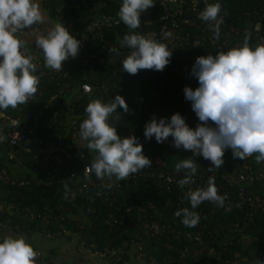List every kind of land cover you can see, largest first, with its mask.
<instances>
[{
  "label": "trees",
  "instance_id": "trees-1",
  "mask_svg": "<svg viewBox=\"0 0 264 264\" xmlns=\"http://www.w3.org/2000/svg\"><path fill=\"white\" fill-rule=\"evenodd\" d=\"M207 2H219L221 6L219 37L207 24L202 27L180 26L171 33L169 41H162L172 51L170 62L162 71L139 70L135 75L123 72L122 60L130 49L123 47L121 41L129 29L126 25L102 28L98 57L104 60L103 64L88 68L79 62L65 63L62 71L67 78L44 79L40 98L5 110V117L18 119L15 127L7 120L6 124L1 123L0 119V125L6 130L14 128L21 136L28 137L29 129L33 127L30 139L36 143L61 142L72 148L69 139L72 131L66 125L68 117H76L77 138L79 142L83 141L79 136V125L86 118L85 107L89 103L87 98L79 96V86L89 84L103 102H110L119 94L125 99L128 111L118 106L119 117L115 121L120 123L123 120L119 129L128 136L139 138L142 151L152 166L142 169L145 177L117 182L119 187L113 179L105 178V183L113 182L111 188L102 187L101 180L97 179L95 189L83 190L79 187L80 182L74 184L82 176L76 161L61 164V168L56 164L44 166L42 159L34 158L35 152L26 149L23 142L16 148L2 146L0 236L5 230L8 234L23 236L35 251L40 252L42 261L53 258L59 264H73L59 257L57 243L63 242L71 243L73 254L79 258H89L77 253L79 245L102 253L114 251L117 257L105 259L113 264H130L132 260L144 264H264V165L256 164L252 157L234 159L231 150H225L221 168L209 172L210 161L202 156L195 157L197 173L193 177L192 189L205 187L211 176L218 194L226 195L227 199L224 207L208 201L201 203L194 210L200 217L199 223L195 227H185L181 218L173 213L189 207L185 197L188 187L177 183L184 177V171L177 172L174 165L192 153L174 148L171 137L157 143L154 138L146 140L143 134L145 123L153 116L170 118L172 114L180 113L193 128L199 122L183 94L185 86L193 89L198 86L190 74L196 57L215 55L224 41L225 50L236 47L243 42L245 34L253 48L264 40V0ZM41 3L49 18L79 38L94 16L118 17L121 0H42ZM153 4L141 14L140 20L148 16L157 28L163 8L158 0H153ZM204 7L205 0L199 9ZM257 23L260 37L254 34ZM237 28L239 33L234 34ZM139 30H146L142 22L133 31L138 33ZM176 35L177 40L174 39ZM112 48L118 49L119 54L111 52ZM76 89L78 99L69 105L67 101ZM68 108L72 113L66 114ZM56 113L62 123L60 128L53 124L58 117ZM82 148L83 153L92 156L90 159L87 155L90 163L96 153L87 148V141ZM9 155H12L11 160ZM54 168L58 171L53 172ZM70 169L79 171L71 177ZM20 170L24 171L23 174ZM158 175H169L175 181L162 183L156 178ZM3 179L25 184L10 185ZM152 223L163 226V230L152 233L148 228ZM35 237L47 243L49 249L41 250L34 242Z\"/></svg>",
  "mask_w": 264,
  "mask_h": 264
},
{
  "label": "clouds",
  "instance_id": "clouds-1",
  "mask_svg": "<svg viewBox=\"0 0 264 264\" xmlns=\"http://www.w3.org/2000/svg\"><path fill=\"white\" fill-rule=\"evenodd\" d=\"M153 6V0H121L117 15L129 29L121 45L130 49L122 60L123 72L135 75L139 70L162 71L170 62L172 51L162 40L170 38L171 32L162 28L158 39L133 31L140 27L141 14ZM220 7L219 2L205 0V7L198 15L202 21L209 22L217 38ZM44 19L39 0H0V119L6 118V109L25 104L37 92L36 64L17 34L44 23ZM35 45L43 53L44 66L57 71L61 70L62 62L77 57L81 46L59 23L37 34ZM110 51L119 54L116 48ZM190 74L198 86L194 89L185 86L183 94L198 118L196 126L190 127L180 113H174L170 118L153 116L145 123L143 133L146 140L154 138L157 143L171 137L174 148L191 151V156L174 165L177 172L184 171L179 186L194 183L197 156L210 161L209 172L221 168L225 150H231L234 159L252 157L256 164L264 165V45L251 47L245 34L243 42L236 47L196 57ZM118 106L128 111L125 99L119 94L110 102L93 99L85 107L87 115L79 125L80 138L96 153L85 169L101 181L105 178L124 181L152 166L138 137L121 138L117 134L113 121L119 117ZM10 124L16 126L17 121L10 120ZM4 140L0 133V143ZM102 187L111 188L112 183ZM185 197L189 207L178 209L173 215L189 228L199 223L200 217L194 210L201 203L208 201L224 207L227 199L226 195L218 194L211 176L205 187L190 189ZM36 255L23 236H0V264H35Z\"/></svg>",
  "mask_w": 264,
  "mask_h": 264
},
{
  "label": "built area",
  "instance_id": "built-area-1",
  "mask_svg": "<svg viewBox=\"0 0 264 264\" xmlns=\"http://www.w3.org/2000/svg\"><path fill=\"white\" fill-rule=\"evenodd\" d=\"M158 1L161 7L163 8V14L161 15L160 18H158L157 28L153 26L152 21L147 16L145 20L141 21L143 25L145 26L146 30L145 31L139 30L138 32L139 34H142L145 36L154 35L159 39L162 28L165 31L175 33V31L180 26H183V27L184 26L185 27H192V26L200 27L201 26L202 27V26H205L206 24L210 26L209 22L205 23V21H202L201 19L198 18L199 13L202 11L199 9V6L203 2V0H158ZM207 1L213 2L214 0H207ZM212 23H215V22H212ZM122 25H125V24L120 21L119 17L105 16V15L94 16V19L86 26L84 33L79 38H77L80 41V45H81L77 57L69 58L68 60L62 62V68L59 71L53 70L51 68H47L44 66L43 53L37 46H35L34 49L36 52L33 54V62L36 64V67H37V71L35 74L37 75L39 79V84L37 86V92L31 98H29L28 101H35L42 96L41 82L44 79L51 81L55 78H62V79L67 78V75L63 73L62 71L65 63H69L72 61L79 62L83 66H86L88 68H93V66H100L101 64H103L104 60L98 57V54L101 52L100 45L103 39L99 31L102 28L119 27ZM204 30H202V32ZM210 31L213 32L211 28H210ZM259 32H260V25L259 23H257L256 28H255V33H254L255 36L260 37ZM238 33H239V30L237 28L234 31V34H238ZM170 39L171 37L164 39L162 41H169ZM174 39L175 40L178 39L177 35L174 37ZM225 44H226V41L222 42L218 46V49L225 50L224 48L226 47L224 46ZM259 45H264V40L261 41ZM40 53L42 54L40 55ZM76 91L77 89L75 90V93L71 95L70 99H68L67 102L69 103V105H71L72 102L78 99L76 96ZM77 92L79 93V96L81 98H87L89 102L93 99H99L102 101V98L94 94L91 86L87 83H82L79 86ZM53 99L54 97H52L51 100ZM68 112L72 113V110L68 108V111H66V114H70ZM55 116H58V113H56ZM6 120L10 121V119L6 117L5 119L1 120V123L6 124L7 123ZM16 121L18 123V119ZM113 123L116 127L117 134L119 136L128 137V135L124 133L123 129H119V124L123 125L124 123L123 120L120 123L114 120ZM53 124H56L57 128L61 127L62 123L60 122V116L54 119ZM63 124H64L63 126L65 127V123ZM66 125L72 131L69 137V139L71 140L70 142L73 143L72 148H69V146L66 145L67 143H61V142L57 144L46 142L44 144L39 141L36 143L35 141H33V139H30V136L32 133L31 131L32 129H34L33 127L29 129L28 133L30 136L26 137V136H21L20 133L14 128L12 130H6L2 125H0V133H2L5 136V140L2 143H0V147L9 145L12 148H16L19 146L21 142H23L24 147H26V149L31 148L35 152L34 158L42 159L44 166H53L54 164H56L58 168H61V164H68L72 161H76V163H78L79 170H81L82 176L79 180L75 181L74 184L77 185V182H80L79 187L83 190H88V188L90 187L95 189L98 184L96 182L97 178L93 177L92 176L93 174L88 169H85V167L89 164L87 160L88 154L86 155L85 153L82 152L83 151L82 147L84 146V140L79 142L77 138L78 137V125H77L76 117L69 116ZM8 159L11 160L12 155H9ZM79 170L70 169L69 171L71 173L70 174L71 177L75 176L76 171H79ZM52 171L57 172L58 169L54 168L52 169ZM86 171L88 172L87 175L85 174ZM50 172L51 171L49 170L47 171L48 174H50ZM145 174L146 173L140 170L137 174L128 176L124 181L126 182L135 181L138 177H141V178L145 177L146 176ZM0 178H1V175H0ZM156 178L160 182L165 183V184H170L175 181V179L169 175H158ZM3 181L4 183L6 184L8 183L10 185L17 184L18 186H22L23 184H25L23 181L15 182L12 180L8 181L4 179ZM113 182L116 185V187H119L117 182H120V181H115V178H113ZM106 183H105V180L100 181L101 185L106 184ZM185 186L188 187V190L192 189L191 184L185 185ZM145 227L147 228V224H145ZM148 228L154 234H157L163 230V226H160L156 223L150 224ZM76 251L80 255H85L89 258H97L101 260L108 259V257H112V256L117 257L116 255H118L114 251H108V252L102 253L98 250H95L94 248H86L83 245L77 246ZM36 253L37 255L35 258V264H59L53 258H48L42 261L40 252L36 251ZM38 258H39V263L37 262Z\"/></svg>",
  "mask_w": 264,
  "mask_h": 264
},
{
  "label": "crops",
  "instance_id": "crops-1",
  "mask_svg": "<svg viewBox=\"0 0 264 264\" xmlns=\"http://www.w3.org/2000/svg\"><path fill=\"white\" fill-rule=\"evenodd\" d=\"M42 0H39V4H40V8L42 10V13L45 17L44 19V23L42 24H39V25H33L32 28H29V29H25L23 30L22 32L18 33L17 36L19 39H21L22 41L25 42V45L26 47L28 48L29 50V53L33 56V54L36 52L35 51V36L39 33H43V32H46L48 29H47V25H51L49 21H51L52 19L49 18V16L47 15V12L43 9L42 7ZM47 19L49 21H47ZM52 21H55V20H52ZM21 171V170H20ZM24 172V171H23ZM22 173V172H21ZM2 235H14V234H8L5 231H3V234ZM1 235V236H2ZM34 239V242L35 244H39L40 246V249H49L48 244L45 243L44 241H41L39 240L40 238L38 237H35L33 238ZM57 251H58V254L59 256L61 257V259L63 261H71L73 262V264H113L107 260H101V259H97V258H79L77 255L75 256L73 253H75L72 249H73V246L71 243H66V242H63V243H57ZM144 264L142 263L141 261L137 260H132L130 264Z\"/></svg>",
  "mask_w": 264,
  "mask_h": 264
},
{
  "label": "rangeland",
  "instance_id": "rangeland-1",
  "mask_svg": "<svg viewBox=\"0 0 264 264\" xmlns=\"http://www.w3.org/2000/svg\"><path fill=\"white\" fill-rule=\"evenodd\" d=\"M47 21H49L48 19H47ZM50 22V24L51 25H47V29H50L53 25H55V24H57V23H59L58 21H49ZM60 24V23H59ZM21 172H22V174H23V170H21ZM18 174H20V173H18ZM60 257V256H59Z\"/></svg>",
  "mask_w": 264,
  "mask_h": 264
}]
</instances>
